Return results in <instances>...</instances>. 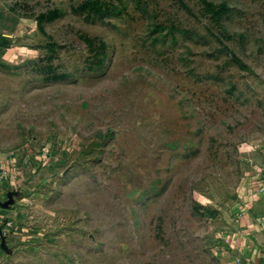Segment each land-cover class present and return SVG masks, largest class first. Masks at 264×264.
<instances>
[{"label": "rangeland", "instance_id": "rangeland-1", "mask_svg": "<svg viewBox=\"0 0 264 264\" xmlns=\"http://www.w3.org/2000/svg\"><path fill=\"white\" fill-rule=\"evenodd\" d=\"M258 174L264 0H0V264H244Z\"/></svg>", "mask_w": 264, "mask_h": 264}, {"label": "crops", "instance_id": "crops-1", "mask_svg": "<svg viewBox=\"0 0 264 264\" xmlns=\"http://www.w3.org/2000/svg\"><path fill=\"white\" fill-rule=\"evenodd\" d=\"M257 199L258 201H262V209L259 212H251L246 215L245 244L242 247H235L234 249V252L237 254L239 252L244 253L246 257L243 262L244 264H264V196Z\"/></svg>", "mask_w": 264, "mask_h": 264}, {"label": "built area", "instance_id": "built-area-1", "mask_svg": "<svg viewBox=\"0 0 264 264\" xmlns=\"http://www.w3.org/2000/svg\"><path fill=\"white\" fill-rule=\"evenodd\" d=\"M254 184L259 190L260 194L264 196V177L261 174L255 175Z\"/></svg>", "mask_w": 264, "mask_h": 264}]
</instances>
